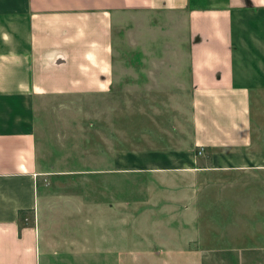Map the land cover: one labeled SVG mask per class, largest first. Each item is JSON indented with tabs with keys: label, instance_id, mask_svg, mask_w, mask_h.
<instances>
[{
	"label": "crops",
	"instance_id": "crops-1",
	"mask_svg": "<svg viewBox=\"0 0 264 264\" xmlns=\"http://www.w3.org/2000/svg\"><path fill=\"white\" fill-rule=\"evenodd\" d=\"M134 86L142 173L169 205L194 185L224 211L264 197V0H0V264L40 263L38 183L80 173L52 168L50 146L41 159L37 103ZM233 239L221 260L264 264V245Z\"/></svg>",
	"mask_w": 264,
	"mask_h": 264
},
{
	"label": "rangeland",
	"instance_id": "rangeland-1",
	"mask_svg": "<svg viewBox=\"0 0 264 264\" xmlns=\"http://www.w3.org/2000/svg\"><path fill=\"white\" fill-rule=\"evenodd\" d=\"M139 58L135 50L130 62ZM142 106V86L37 103L41 159L50 146L52 168L80 172L38 183V212L26 223L37 224L39 214V264H234L219 258L242 246L233 238L264 245L263 196L224 211L216 188L194 185L178 197L182 204L169 205L175 195L142 173V151L153 150L142 147V135L152 134L143 130L150 123Z\"/></svg>",
	"mask_w": 264,
	"mask_h": 264
},
{
	"label": "built area",
	"instance_id": "built-area-1",
	"mask_svg": "<svg viewBox=\"0 0 264 264\" xmlns=\"http://www.w3.org/2000/svg\"><path fill=\"white\" fill-rule=\"evenodd\" d=\"M202 154V149H200L199 151H198V155H201Z\"/></svg>",
	"mask_w": 264,
	"mask_h": 264
}]
</instances>
